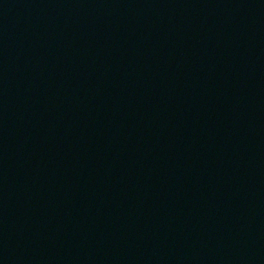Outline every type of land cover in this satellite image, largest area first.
<instances>
[{
  "label": "water",
  "instance_id": "obj_1",
  "mask_svg": "<svg viewBox=\"0 0 264 264\" xmlns=\"http://www.w3.org/2000/svg\"><path fill=\"white\" fill-rule=\"evenodd\" d=\"M0 264H264V0H0Z\"/></svg>",
  "mask_w": 264,
  "mask_h": 264
}]
</instances>
